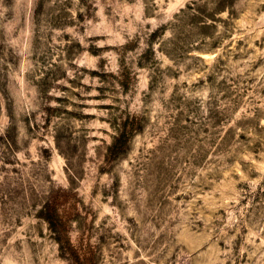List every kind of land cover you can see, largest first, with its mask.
Segmentation results:
<instances>
[{
	"label": "rangeland",
	"instance_id": "rangeland-1",
	"mask_svg": "<svg viewBox=\"0 0 264 264\" xmlns=\"http://www.w3.org/2000/svg\"><path fill=\"white\" fill-rule=\"evenodd\" d=\"M0 264H264V0H0Z\"/></svg>",
	"mask_w": 264,
	"mask_h": 264
}]
</instances>
